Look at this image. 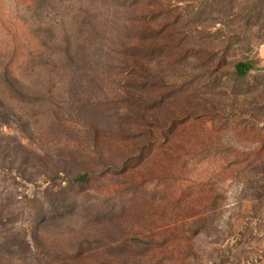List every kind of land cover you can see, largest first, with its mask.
<instances>
[{
    "label": "rangeland",
    "instance_id": "rangeland-1",
    "mask_svg": "<svg viewBox=\"0 0 264 264\" xmlns=\"http://www.w3.org/2000/svg\"><path fill=\"white\" fill-rule=\"evenodd\" d=\"M0 264H264V0H0Z\"/></svg>",
    "mask_w": 264,
    "mask_h": 264
},
{
    "label": "trees",
    "instance_id": "trees-1",
    "mask_svg": "<svg viewBox=\"0 0 264 264\" xmlns=\"http://www.w3.org/2000/svg\"><path fill=\"white\" fill-rule=\"evenodd\" d=\"M255 68V60L252 58H244L237 60L233 65V79L239 81L243 79L249 71ZM78 180L84 179V175L77 177Z\"/></svg>",
    "mask_w": 264,
    "mask_h": 264
}]
</instances>
